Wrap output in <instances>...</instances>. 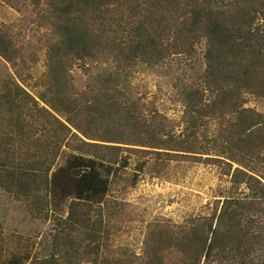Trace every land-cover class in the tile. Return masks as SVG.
<instances>
[{
    "label": "trees",
    "instance_id": "trees-1",
    "mask_svg": "<svg viewBox=\"0 0 264 264\" xmlns=\"http://www.w3.org/2000/svg\"><path fill=\"white\" fill-rule=\"evenodd\" d=\"M31 2L46 12L55 37L46 47L38 101L13 80L2 82V121L16 126L22 156L10 154L14 137L5 124L0 188L27 201L39 218L67 205V217L58 223L68 232L67 242L77 250L71 239L78 235L89 244L86 256L98 258L103 222L92 220L83 207L107 202L111 178L133 156L153 155L162 165L183 159L217 166L229 180L227 193L210 214L190 217L176 233L161 236L165 247L149 241L139 264H264V110L248 107L252 100L264 109V0ZM199 56L204 69H196L178 93L185 131L175 136L156 112L144 110L141 98L125 91L139 71L173 58L197 63ZM20 58L0 33V59L14 67ZM77 62L105 67L74 95L69 76ZM31 111L30 117L44 120V142L25 118ZM211 123L213 139L202 145L197 133ZM61 157L63 164L56 165ZM148 160L141 161L139 172ZM55 236L59 242L61 235ZM173 254L178 262L168 261ZM29 259L14 255L2 264Z\"/></svg>",
    "mask_w": 264,
    "mask_h": 264
},
{
    "label": "rangeland",
    "instance_id": "rangeland-1",
    "mask_svg": "<svg viewBox=\"0 0 264 264\" xmlns=\"http://www.w3.org/2000/svg\"><path fill=\"white\" fill-rule=\"evenodd\" d=\"M46 17V12L37 8L31 0H0V33L10 38L21 53L14 67L0 59V92L4 79L13 80L30 91L36 99L43 91L40 83L47 72L46 47L55 37ZM104 67L103 62L74 63L69 76L74 95L91 85L93 75ZM196 69H204L200 56L197 63L188 58H173L158 69L137 72L130 89L125 93L129 97L141 98L146 107L144 110L148 109L150 116L156 112L163 118L167 132L181 136L185 126L181 122L183 109L178 102V93L183 85L195 78ZM250 101L248 107L259 112L264 110L259 104ZM29 113L33 114V111L27 112L25 118L34 126L35 138L41 137L44 142L47 139L44 120L30 117ZM2 117L0 112V137L5 134L3 126L7 124L2 121ZM7 126L14 137L10 154H15L16 160H19L22 153L17 142L20 138L14 134L16 126ZM215 128L216 125L211 123L197 133L202 145L213 139ZM30 150L34 152L32 147ZM146 157L149 158L148 163L139 172L138 167ZM182 160L162 165L156 164L153 155L133 156L128 168L111 178L107 202L92 208L83 207L92 220L102 219L103 222L104 235L98 258L95 257L97 264H139L149 241L157 239L161 247H165L163 240L166 236L176 233L188 218L211 213L215 201L220 199V195L226 194L230 187L228 178L222 175L217 166ZM63 162L64 158L61 157L56 160V165ZM136 175L138 178L134 180ZM30 209L27 201L16 199L0 188V264L14 255H28L30 259L27 264L95 262L94 255L85 254L89 247L86 241H78V235H75L71 240L78 248L74 250L67 242L68 232L58 226L59 221L67 217V205L63 206V211L54 212L62 220L55 219L54 213H50L46 219L39 218ZM55 235H61L59 242H56ZM168 261L178 262L177 256L173 254Z\"/></svg>",
    "mask_w": 264,
    "mask_h": 264
}]
</instances>
